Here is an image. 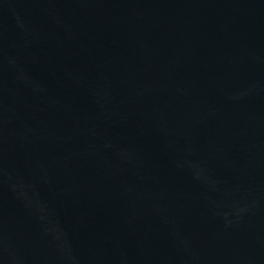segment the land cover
Here are the masks:
<instances>
[{
	"label": "water",
	"instance_id": "obj_1",
	"mask_svg": "<svg viewBox=\"0 0 264 264\" xmlns=\"http://www.w3.org/2000/svg\"><path fill=\"white\" fill-rule=\"evenodd\" d=\"M0 264H264V0H0Z\"/></svg>",
	"mask_w": 264,
	"mask_h": 264
}]
</instances>
